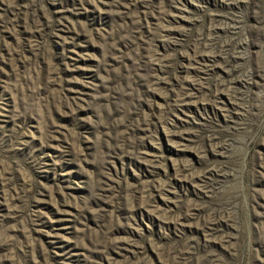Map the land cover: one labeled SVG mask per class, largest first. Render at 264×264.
I'll use <instances>...</instances> for the list:
<instances>
[{
    "label": "rangeland",
    "instance_id": "rangeland-1",
    "mask_svg": "<svg viewBox=\"0 0 264 264\" xmlns=\"http://www.w3.org/2000/svg\"><path fill=\"white\" fill-rule=\"evenodd\" d=\"M0 264H264V0H0Z\"/></svg>",
    "mask_w": 264,
    "mask_h": 264
}]
</instances>
